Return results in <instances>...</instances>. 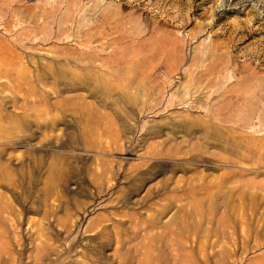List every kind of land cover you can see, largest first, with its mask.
<instances>
[{"label": "rangeland", "instance_id": "obj_1", "mask_svg": "<svg viewBox=\"0 0 264 264\" xmlns=\"http://www.w3.org/2000/svg\"><path fill=\"white\" fill-rule=\"evenodd\" d=\"M0 264H264V0H0Z\"/></svg>", "mask_w": 264, "mask_h": 264}]
</instances>
